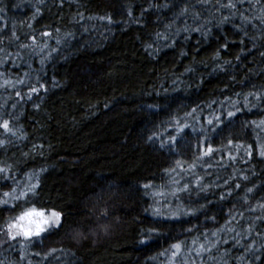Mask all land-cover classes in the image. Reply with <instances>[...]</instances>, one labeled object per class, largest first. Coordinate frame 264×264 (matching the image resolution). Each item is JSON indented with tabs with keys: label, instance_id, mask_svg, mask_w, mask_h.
<instances>
[{
	"label": "trees",
	"instance_id": "16d2710c",
	"mask_svg": "<svg viewBox=\"0 0 264 264\" xmlns=\"http://www.w3.org/2000/svg\"><path fill=\"white\" fill-rule=\"evenodd\" d=\"M0 9V264H264V0Z\"/></svg>",
	"mask_w": 264,
	"mask_h": 264
},
{
	"label": "snow or ice",
	"instance_id": "6c2138e0",
	"mask_svg": "<svg viewBox=\"0 0 264 264\" xmlns=\"http://www.w3.org/2000/svg\"><path fill=\"white\" fill-rule=\"evenodd\" d=\"M229 8H234L235 5L229 3L228 5H222ZM0 11H3V9H0ZM227 20V17H225V21ZM224 47L226 48L227 45L225 44ZM33 92L36 91L35 88L32 89ZM19 95V93H18ZM229 116H232L233 113L229 112ZM211 123V121H210ZM2 127L7 130L11 131L9 128L8 121H4ZM212 149L209 147L207 149V152H211ZM261 155L264 156V151L261 152ZM0 171H3L0 169ZM36 188V185H30L27 187L26 191H22L19 196L15 197L16 199H19L20 197L27 196L29 192H34ZM251 191V189H249ZM5 195H9L8 193H5ZM6 204L7 201H4ZM103 215H107V212L103 213ZM61 222V214L58 212H52L51 215H45L42 211H37L35 208L28 209L24 212H22L18 217L14 218L13 222L8 224V235L11 239H15L18 236H22L25 239H29L33 236H39L41 233L46 231V228L51 225L59 226ZM174 247L179 250L180 245H174ZM203 248V246H201ZM176 253H173L175 255Z\"/></svg>",
	"mask_w": 264,
	"mask_h": 264
},
{
	"label": "rangeland",
	"instance_id": "374dc122",
	"mask_svg": "<svg viewBox=\"0 0 264 264\" xmlns=\"http://www.w3.org/2000/svg\"><path fill=\"white\" fill-rule=\"evenodd\" d=\"M37 211H41V210H37ZM42 212H44L46 216H47V215H51V213H52V212H50V211H49V212L42 211ZM51 226H53V225H51ZM48 227H50V226H48ZM48 227H47V228H48ZM47 228H46V229H47ZM18 237H22V236H18Z\"/></svg>",
	"mask_w": 264,
	"mask_h": 264
}]
</instances>
